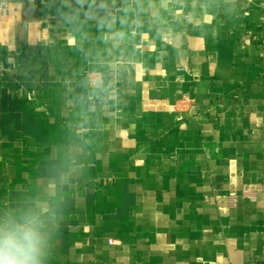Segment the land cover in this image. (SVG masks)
Masks as SVG:
<instances>
[{"label":"crops","instance_id":"0c3cea01","mask_svg":"<svg viewBox=\"0 0 264 264\" xmlns=\"http://www.w3.org/2000/svg\"><path fill=\"white\" fill-rule=\"evenodd\" d=\"M8 1L0 215L44 207L45 264H264V0Z\"/></svg>","mask_w":264,"mask_h":264},{"label":"clouds","instance_id":"9594fccd","mask_svg":"<svg viewBox=\"0 0 264 264\" xmlns=\"http://www.w3.org/2000/svg\"><path fill=\"white\" fill-rule=\"evenodd\" d=\"M49 247L43 206L0 215V264H45Z\"/></svg>","mask_w":264,"mask_h":264},{"label":"built area","instance_id":"2783aa9c","mask_svg":"<svg viewBox=\"0 0 264 264\" xmlns=\"http://www.w3.org/2000/svg\"><path fill=\"white\" fill-rule=\"evenodd\" d=\"M9 14V1L0 0V18L6 17ZM234 197V195H232Z\"/></svg>","mask_w":264,"mask_h":264}]
</instances>
